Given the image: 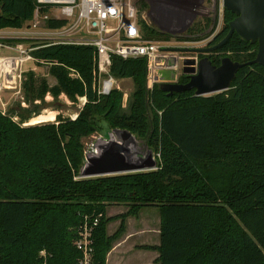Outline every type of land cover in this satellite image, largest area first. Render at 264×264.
I'll return each mask as SVG.
<instances>
[{
  "label": "trees",
  "instance_id": "16d2710c",
  "mask_svg": "<svg viewBox=\"0 0 264 264\" xmlns=\"http://www.w3.org/2000/svg\"><path fill=\"white\" fill-rule=\"evenodd\" d=\"M51 7L37 0H0V29H19L35 11ZM145 7L140 0V13ZM234 17L224 9V22L210 44L224 38ZM139 22L145 39L160 34L169 39L141 17ZM211 22L205 17L193 23L186 35ZM66 24L63 18L46 20L48 29ZM30 47L56 82L49 85L33 71L23 74L28 103L47 93L85 101L75 118L59 114L34 125H23L32 112L28 108L19 121L0 110V264H79L75 240L80 227L95 218L92 264H106L125 219L148 206L159 211V244L147 247L158 251L159 264H264V65H244L222 92L196 96L192 89L169 95L159 84L147 88V58L113 54L110 75L135 83L125 111L120 90L98 93L95 47L38 41ZM257 50V42L233 33L205 55L213 65L223 57L251 62ZM187 81V75H179V83ZM101 120L144 141L156 154L157 168L78 178L83 138L94 134ZM119 204L128 209L108 217L106 208ZM113 219L120 225L107 235Z\"/></svg>",
  "mask_w": 264,
  "mask_h": 264
},
{
  "label": "water",
  "instance_id": "95a60500",
  "mask_svg": "<svg viewBox=\"0 0 264 264\" xmlns=\"http://www.w3.org/2000/svg\"><path fill=\"white\" fill-rule=\"evenodd\" d=\"M221 5L235 17L229 21L228 32L220 42L211 47L160 48V51L168 53L154 57L152 79L162 91L172 95L193 89L196 96L211 95L229 89L237 71L244 65H264V0H221ZM233 33L251 43L257 42V55L253 61L239 62L223 57L219 65H213L204 56L198 60L195 57H184L178 63V53H208L226 43ZM179 68L180 74L188 76L186 83L178 82ZM135 144L137 138L130 131L111 129L107 137L99 138L84 154L78 178L155 170L157 159L153 150L148 149L144 155H140L133 150Z\"/></svg>",
  "mask_w": 264,
  "mask_h": 264
},
{
  "label": "built area",
  "instance_id": "2783aa9c",
  "mask_svg": "<svg viewBox=\"0 0 264 264\" xmlns=\"http://www.w3.org/2000/svg\"><path fill=\"white\" fill-rule=\"evenodd\" d=\"M37 2L41 5L56 6L58 15L55 18L67 20L65 26L51 29L55 36L52 38L53 41L49 42L95 47L100 94H108L115 85V79L109 73L113 54L123 58H147L152 75L154 57L168 53L160 51V48H163L160 43L143 37L139 22L140 17L144 19L142 12L140 13L138 3L140 0H37ZM34 14L37 16L39 13L35 11ZM44 18L49 17L44 14ZM33 26H36L35 23ZM0 47H9L12 51L11 54L0 56L1 92L3 88L13 89L20 84L22 64L33 57L30 53L32 47L22 43L14 45L0 43ZM182 59L178 58V63ZM97 223L98 218H95L86 221L80 227L75 240V245L81 252L79 264H92V232ZM40 254L45 256L44 251Z\"/></svg>",
  "mask_w": 264,
  "mask_h": 264
},
{
  "label": "rangeland",
  "instance_id": "374dc122",
  "mask_svg": "<svg viewBox=\"0 0 264 264\" xmlns=\"http://www.w3.org/2000/svg\"><path fill=\"white\" fill-rule=\"evenodd\" d=\"M139 8H140V2ZM205 5L207 9H204L202 6L196 8L198 15L195 19L185 28H161L156 25H152L156 28L157 31L164 33L166 36H169L168 40L161 38V34L158 37H154L155 39H148L152 41H156L161 44L163 48L169 46H176L182 48H196V47H204L206 43L211 40L213 35L221 28L222 23L224 22V9L221 5V0H206ZM49 11L47 12H38L37 16H33L30 21H27L23 24V26L19 29L16 28H4L0 29V36H17L19 39H12V42H6V45H14L16 43H22L25 46H31L34 42H49L53 41V37L55 34L51 29L46 27V20L44 18V14H47L49 18H55L58 15L56 6L51 5ZM204 9V10H203ZM145 10V8H144ZM205 17L211 18L213 22H211L209 28L204 29L201 32H198L195 35L187 36L186 30L195 22H201ZM35 23V27L33 24ZM26 32H34V33H26ZM163 35V34H162ZM49 37V38H48ZM1 44L3 42H0ZM164 45H166L164 47ZM9 50L5 48H1V52H8ZM190 52H183L178 53V58L189 57ZM180 63V62H179ZM23 72L22 75L26 74L28 71H33L36 78H44L46 79L49 85L55 84V78L49 73V66L45 63L38 64L35 59H30L27 62H24L22 65ZM181 73V69L179 68L178 74ZM23 79V76H22ZM22 81L13 89H6L3 88L1 90L0 95V110L5 113L10 112L13 118L16 121L20 120L19 113H23V109L28 108L32 112L27 115L26 122L23 125H34L41 122H48L54 121L56 116L61 114L63 117L68 118H75L79 113L80 109L84 104V97L78 98L76 101L70 100L65 94H60L57 97L52 96L51 94L47 93L43 99H37L33 102V104L28 103L25 99ZM154 84H158L153 82L152 75H151V68L149 64L147 65V79H146V86L149 90L152 89ZM20 87V89H19ZM113 88H116L122 92V109L128 111L129 103L131 100L132 93L135 90V83L132 78H124V79H115V85ZM84 98V99H83ZM52 113V119L40 120L39 122H34L33 119L42 116H47L48 114ZM99 129L86 138H83L84 143V154L88 152L93 143H95L99 138L107 137L108 132L111 130L108 128L107 124L104 121L99 122ZM148 147L144 144V141H140L137 139V144H135L133 150L140 155H144L148 151ZM155 154V152L153 151ZM158 161V160H157ZM124 210L128 209V206L125 204H119ZM119 205H112L108 207V213L106 214L108 217H113L119 214ZM115 207V208H114ZM146 222L147 228L143 230L142 235H140V240L146 243H155L157 241V230L160 228V217L159 211L156 207H143L136 216H131L129 224L133 226L135 229V225L137 228L140 224L144 226ZM125 226V224H124ZM119 227V219L110 220L106 225V233L107 235L114 234ZM125 230V227H124ZM124 232V231H123ZM137 233V232H136ZM134 233V234H136ZM123 234V233H122ZM121 234V235H122ZM121 235L112 242L111 249L108 253L117 245L119 246V238ZM118 243V244H117ZM116 245V246H115ZM150 245H143L142 247H149ZM121 247H124L122 245ZM117 248V247H116ZM136 248H140L136 246ZM150 249V248H147ZM107 253V254H108ZM151 254V253H150ZM149 254V256H150ZM107 258V255H106Z\"/></svg>",
  "mask_w": 264,
  "mask_h": 264
},
{
  "label": "crops",
  "instance_id": "0c3cea01",
  "mask_svg": "<svg viewBox=\"0 0 264 264\" xmlns=\"http://www.w3.org/2000/svg\"><path fill=\"white\" fill-rule=\"evenodd\" d=\"M145 4V10L142 11V16L149 25H156L161 28H183L185 29L199 14L196 8L202 6L204 9L206 0H142ZM216 2V0H215ZM203 9V10H204ZM198 13V14H197ZM1 31V30H0ZM34 33V32H26ZM19 39L17 36H0V40ZM1 48L9 50L8 52H1ZM9 47H0V56L11 54ZM27 62V61H26ZM23 65V64H22ZM23 72V68L21 69ZM112 206V205H111ZM109 207V206H108ZM106 208V214L108 213ZM115 208V207H114ZM119 205V214L125 212ZM130 217L125 219V230L119 238V246L115 245L106 258V264H159L156 259L159 253L155 249H147L143 245L157 246L159 244L160 235L157 230V241L155 243H146L140 240V235L144 234L143 230L148 226L146 222L133 226L129 224ZM120 225V220H119ZM137 232V233H136ZM136 233V234H134ZM117 243V244H118ZM124 245V247H121ZM139 246L140 248H136ZM151 253V254H150ZM150 254V256H149Z\"/></svg>",
  "mask_w": 264,
  "mask_h": 264
},
{
  "label": "flooded vegetation",
  "instance_id": "af4514ba",
  "mask_svg": "<svg viewBox=\"0 0 264 264\" xmlns=\"http://www.w3.org/2000/svg\"><path fill=\"white\" fill-rule=\"evenodd\" d=\"M211 46H213V45L210 44V40H209L204 47H211ZM205 54H207V53H193V52H190L189 57H195L198 60L199 58L206 56Z\"/></svg>",
  "mask_w": 264,
  "mask_h": 264
},
{
  "label": "bare ground",
  "instance_id": "6f19581e",
  "mask_svg": "<svg viewBox=\"0 0 264 264\" xmlns=\"http://www.w3.org/2000/svg\"><path fill=\"white\" fill-rule=\"evenodd\" d=\"M53 118V114L52 113H50V114H48L47 116H40V117H37V118H35V119H33V121L34 122H39L40 120L42 121V120H46V119H52Z\"/></svg>",
  "mask_w": 264,
  "mask_h": 264
}]
</instances>
